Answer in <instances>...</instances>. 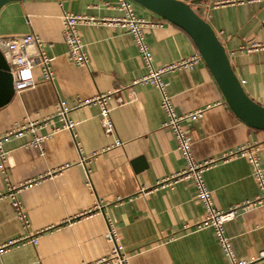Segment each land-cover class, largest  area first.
<instances>
[{"label": "crops", "instance_id": "0c3cea01", "mask_svg": "<svg viewBox=\"0 0 264 264\" xmlns=\"http://www.w3.org/2000/svg\"><path fill=\"white\" fill-rule=\"evenodd\" d=\"M114 3L23 0L0 8V39L33 32L51 58L52 71L51 81H45L35 68V85L13 90L0 106V135L26 121L40 124L38 134L49 132L52 124H58L57 120L51 123L50 117L59 103L74 122L71 131L60 129L48 136L42 155L25 146L31 137L28 130L3 142L0 246L19 242L0 256V264H81L99 259L110 248L103 237V214L114 220L121 252L129 256V264H226L210 229L192 231L204 213L192 184L182 180L153 188L179 171L184 161L175 150L172 133L160 127L164 116L159 92L150 85L132 83L146 71L132 37L102 22L119 15ZM192 8L222 43L244 92L264 106V0H202ZM132 9L140 19L160 23L143 29L154 66L196 51L180 28L138 4H132ZM62 12L93 20L77 26L87 66L66 58L59 22ZM162 79L177 113L201 111L196 121L184 126L193 158L214 159L203 173L213 206L224 210L252 200L257 186L248 159L220 157L254 144L256 150L251 151L264 176V131L249 128L230 111L201 58L190 68L164 73ZM103 93H111L113 129L109 134L101 128L96 105H77ZM80 157L87 180L78 169ZM8 184L20 189L17 199L24 209L25 227L2 195ZM96 202L103 214L86 213ZM185 225L190 229H183ZM224 233L237 261L264 264V205L238 212L225 224ZM36 234L35 245L22 241Z\"/></svg>", "mask_w": 264, "mask_h": 264}, {"label": "built area", "instance_id": "2783aa9c", "mask_svg": "<svg viewBox=\"0 0 264 264\" xmlns=\"http://www.w3.org/2000/svg\"><path fill=\"white\" fill-rule=\"evenodd\" d=\"M216 4L217 3H214L213 5ZM113 8L119 11V15L109 20L105 19L102 22L110 23L115 27L124 30L132 37L133 44L146 69L145 73L133 79L132 83L150 85L159 92V107L164 116L160 123V127L168 129L172 133L175 150L184 161V166L179 171L157 181L153 188L171 186L177 181L182 180L189 181L194 188L195 199L200 203L204 212L201 220L193 224L192 231L210 229L226 264H247L246 262L236 260L230 244V238L224 233V226L228 222L234 220V217L238 212L246 211L251 207L264 205V176L262 169L259 167L258 158L251 151L252 149L256 150V145H243L235 150L222 153L220 157V159H223L224 157L243 156L248 159L251 166L252 177L257 186L256 195L250 201L236 203L224 210L216 209L211 200L210 190L206 187L203 178L204 171L212 165L214 159L197 161L193 158L190 151V136L184 126V124L196 121L200 116L201 111L194 110L177 113L174 110L170 96L166 91V82L162 79V75L166 72H171L179 68H190L200 59L198 52L195 51L190 56L172 63L154 66L147 44L144 42L143 29L148 26L160 25V23H154L151 21L146 22L137 17L133 12L132 2L130 0H115ZM59 22L61 26V41L65 46L67 60L78 66H87L88 58L84 51V45L80 40L77 26L82 22L92 23V18H86L82 15L71 12H62L59 16ZM48 46H50L49 43ZM254 47V44L250 45V48ZM0 49L6 59L12 77V87L15 92H19L22 89L33 87L35 85V79L33 76V69L35 68H38L39 74L43 80L51 81V58L45 54L42 49L41 40L33 32H27L11 37H3L0 39ZM110 99L111 93H103L77 102V105L94 104L98 107L100 125L103 132L106 134L111 133L113 129L112 121L109 116ZM115 100L118 103L120 102L119 98H116ZM66 112L67 110L61 103H59L55 108L54 114L50 117L54 119L51 123H54L57 120L58 124H52L49 132L45 134L36 133L37 129L40 127V124L37 121H26L21 124H14L12 129L6 131L3 135H0V165L3 164L6 158V152L2 149L3 142L6 141L9 136L21 135L26 130L31 133V137L24 143L25 146L35 149L39 155H42L43 144L48 136L60 129L71 131L74 122L66 117ZM83 161L84 159L80 157L78 163L81 164ZM19 190V187L8 184L6 191L2 195L9 199L15 215L18 217V220H20L22 226L25 227L27 222L24 209L17 199ZM94 212L103 214L102 206L99 202L94 203L86 209V213L88 214ZM103 215L105 222V232L103 237L110 245V248L107 254L101 258L81 264H129V256L121 252V247L119 246L121 237L116 232L114 220L106 214ZM183 229L189 230L190 227L185 225ZM36 237L37 234L22 241L26 242L28 240L30 244L35 245L37 241ZM18 242L15 240L14 242H8L7 244L1 245L0 256L6 253L10 246ZM259 255L262 256L263 254Z\"/></svg>", "mask_w": 264, "mask_h": 264}, {"label": "water", "instance_id": "95a60500", "mask_svg": "<svg viewBox=\"0 0 264 264\" xmlns=\"http://www.w3.org/2000/svg\"><path fill=\"white\" fill-rule=\"evenodd\" d=\"M11 1L23 0H0V8ZM130 1L184 31L211 73L230 111L249 128L264 131V106L254 102L244 92L231 69L222 43L210 25L192 8L193 4L202 0ZM12 94V77L0 49V106L4 105ZM78 169L84 180H87L83 164H78Z\"/></svg>", "mask_w": 264, "mask_h": 264}, {"label": "rangeland", "instance_id": "374dc122", "mask_svg": "<svg viewBox=\"0 0 264 264\" xmlns=\"http://www.w3.org/2000/svg\"><path fill=\"white\" fill-rule=\"evenodd\" d=\"M132 2V1H131ZM132 4H135L134 2H132Z\"/></svg>", "mask_w": 264, "mask_h": 264}]
</instances>
